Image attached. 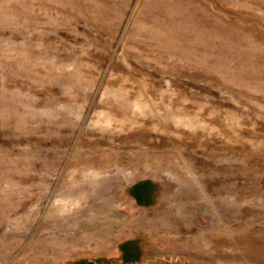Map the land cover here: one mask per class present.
Returning <instances> with one entry per match:
<instances>
[{
    "label": "rangeland",
    "instance_id": "obj_1",
    "mask_svg": "<svg viewBox=\"0 0 264 264\" xmlns=\"http://www.w3.org/2000/svg\"><path fill=\"white\" fill-rule=\"evenodd\" d=\"M0 264H264V0H0Z\"/></svg>",
    "mask_w": 264,
    "mask_h": 264
},
{
    "label": "bare ground",
    "instance_id": "obj_2",
    "mask_svg": "<svg viewBox=\"0 0 264 264\" xmlns=\"http://www.w3.org/2000/svg\"><path fill=\"white\" fill-rule=\"evenodd\" d=\"M169 5V4H168ZM176 7V6H175ZM177 10V9H176ZM173 11V10H172Z\"/></svg>",
    "mask_w": 264,
    "mask_h": 264
}]
</instances>
